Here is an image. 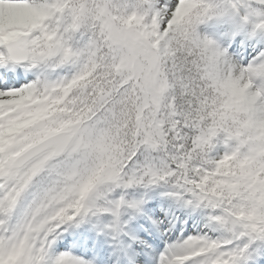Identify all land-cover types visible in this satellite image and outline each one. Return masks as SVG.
Here are the masks:
<instances>
[{
	"label": "snow or ice",
	"instance_id": "1",
	"mask_svg": "<svg viewBox=\"0 0 264 264\" xmlns=\"http://www.w3.org/2000/svg\"><path fill=\"white\" fill-rule=\"evenodd\" d=\"M0 264H264V0H0Z\"/></svg>",
	"mask_w": 264,
	"mask_h": 264
}]
</instances>
